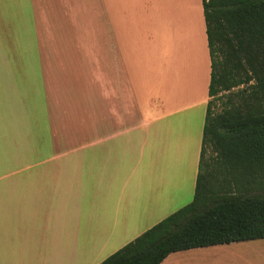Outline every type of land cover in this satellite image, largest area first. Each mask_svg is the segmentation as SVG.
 I'll use <instances>...</instances> for the list:
<instances>
[{"label": "crops", "instance_id": "obj_1", "mask_svg": "<svg viewBox=\"0 0 264 264\" xmlns=\"http://www.w3.org/2000/svg\"><path fill=\"white\" fill-rule=\"evenodd\" d=\"M209 80L201 0H0V264H100L189 204Z\"/></svg>", "mask_w": 264, "mask_h": 264}, {"label": "trees", "instance_id": "obj_2", "mask_svg": "<svg viewBox=\"0 0 264 264\" xmlns=\"http://www.w3.org/2000/svg\"><path fill=\"white\" fill-rule=\"evenodd\" d=\"M201 2L210 80L192 201L100 264L264 239V0Z\"/></svg>", "mask_w": 264, "mask_h": 264}, {"label": "rangeland", "instance_id": "obj_3", "mask_svg": "<svg viewBox=\"0 0 264 264\" xmlns=\"http://www.w3.org/2000/svg\"><path fill=\"white\" fill-rule=\"evenodd\" d=\"M208 156V155H206ZM243 246L240 249V257L238 258V264L242 263L241 259L243 257V264H264V239L247 241L242 243Z\"/></svg>", "mask_w": 264, "mask_h": 264}]
</instances>
